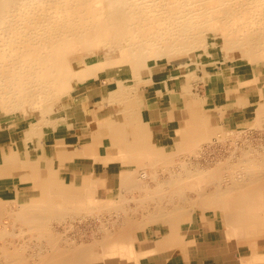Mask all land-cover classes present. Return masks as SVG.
Listing matches in <instances>:
<instances>
[{
	"label": "bare ground",
	"instance_id": "6f19581e",
	"mask_svg": "<svg viewBox=\"0 0 264 264\" xmlns=\"http://www.w3.org/2000/svg\"><path fill=\"white\" fill-rule=\"evenodd\" d=\"M117 21L119 24L115 26ZM212 21L230 28L233 44L243 47L247 62L255 64L264 61V0H0V105L8 110H42L41 104L61 99L69 84L96 78L106 69L129 64L137 77L140 62L161 60L184 50H196L201 54V36ZM121 23L132 25L134 34L115 38L111 42L114 34L119 33ZM94 49L102 50L103 59L86 62L78 70L71 66L68 55ZM126 88L121 84L115 94L125 97L130 92ZM259 109L263 110L261 120L264 119V108ZM191 114L194 112L188 111L186 120L191 119ZM196 117L199 122L191 128L187 125L189 133L185 130L183 140L171 154L149 150L147 154L150 157L145 161L168 163L175 154L184 151L183 146L190 136L192 143L195 134L200 137L215 129L210 126L209 118ZM236 150H240L241 154H237ZM229 152L231 159H226L221 167L216 166L209 173L206 172L208 170L202 172L203 177L206 173L209 175V183L215 188L198 191L197 199L189 195L194 188L188 173H172L170 178L158 182V188H147L145 191L146 182L135 176L137 172L127 170L121 173L120 189L111 198L94 197V183L86 187L84 195H80L78 190L67 189L64 192L55 188L52 205H33L31 201L23 202L17 197L11 200L0 198V220L6 216L22 217L33 231L43 234L47 243L32 255H26L22 248L12 243L0 245V264L95 263L101 261L99 254L104 257L103 248H109L110 251L104 252L108 257L137 259L142 255L133 250V244L142 232L165 224L169 230L165 239L173 241L181 229L180 225L190 224L189 209L195 206L220 210L227 224L233 230H240L242 235L248 232L258 234L264 230V144L237 145ZM129 189L146 192V198L141 200L143 211L147 210L146 202L152 206L140 220L130 218L129 213L133 210L123 206V192ZM89 202L93 203L92 207ZM12 205L18 206V209L12 211ZM86 210L97 217L110 211L120 214L122 210L125 214L120 215H126L127 219L124 223L116 220L110 228H102L104 234L94 232V240L87 242L69 238L63 233H49L46 221L36 220L34 214L64 216L81 214ZM244 220L248 224L243 225ZM1 231L4 234L1 232L0 238L9 235ZM237 236L240 234L237 233Z\"/></svg>",
	"mask_w": 264,
	"mask_h": 264
},
{
	"label": "crops",
	"instance_id": "0c3cea01",
	"mask_svg": "<svg viewBox=\"0 0 264 264\" xmlns=\"http://www.w3.org/2000/svg\"><path fill=\"white\" fill-rule=\"evenodd\" d=\"M180 67L152 66L137 77L106 69L96 78L74 81L72 93L54 109L0 116V198H49L55 188L65 192L64 185L86 189L91 183L95 194L109 198L121 173L138 167L143 154L174 151L190 121L182 75L176 74ZM242 67L233 68L239 71L234 78L239 91L218 90L223 101L202 115L220 127L245 126L264 108L263 75ZM121 84L130 90L127 97L115 94ZM189 111L191 119L198 115ZM223 220L194 216L173 241L165 239L167 228L146 230L137 244L142 256L109 264H264V235L243 236Z\"/></svg>",
	"mask_w": 264,
	"mask_h": 264
},
{
	"label": "rangeland",
	"instance_id": "374dc122",
	"mask_svg": "<svg viewBox=\"0 0 264 264\" xmlns=\"http://www.w3.org/2000/svg\"><path fill=\"white\" fill-rule=\"evenodd\" d=\"M6 20H8V18ZM118 24H119L118 21L115 22V26H117ZM207 27L208 28L205 30L204 34L201 36V46H202L201 48L202 50L200 51L201 54H199V52L196 50L195 51L184 50L179 53L170 55L161 60H157V61L149 60L146 62H140L138 65L140 70L144 68L152 67V66L161 67V68H172L175 66L177 67L181 66L176 72V74L182 75V79H180V83H182L183 86L181 87L180 90L185 98V105H184V107L186 106L185 111L186 110L189 111V109L190 110L193 109L195 113L197 112L199 117H202L203 114L210 115L209 108L211 106L213 107L214 105H216V103H220L221 101H223L224 99L223 96H225V94L222 95L221 97V94H219L218 90L219 91L221 90L220 92H223L224 90H226L227 94H230L228 92L229 91L231 92L232 89L233 91L235 89H237L235 91H239L240 87L238 86H240V84L236 83L234 79L236 74L239 73L238 70L233 69L236 66H239V65L244 66L242 67V70L252 71L257 74H262L264 78V61L255 63V64H251L247 62V60L245 59V51L243 47L240 45L237 46L233 44V36L231 34L229 27L221 26L217 21L209 22ZM119 29H120L119 33L114 34L111 42H114L115 38H118L121 36L122 38H124L126 36H130L131 34H134L135 32V28L132 25L126 26V25H122V23ZM205 47H207V49H205ZM67 57H68V60L70 61L71 66L78 70L80 67L85 66L84 64L86 62L98 61V60L103 59V52L101 49H94V50H91V52L72 54V55H68ZM109 69L114 70L116 72H121L122 74H126L130 71H133V68L129 64H125L122 66H117V67H113ZM72 88H73V83L67 86V89L65 93L61 96V99L59 100L51 99L41 104L40 108L42 107L41 109L45 111L48 108L54 109L55 107L59 106L60 103L70 95ZM197 98L199 100H197ZM232 98L233 97L229 99H232ZM42 110H36V109H28L27 111L8 110L6 108L3 109L2 106L0 105V116L13 118L15 116L19 117L23 115H36L40 112H43ZM261 112H263V110L261 111V109H258L255 114V119L240 128H225L222 126L220 127L216 125L214 120L213 121L211 120L210 116H208L209 121L208 120L207 121L209 122L210 126L212 125L215 129L213 128L214 130L212 131L208 130L207 132H205V134H203L200 137L197 136L198 134H195V136L192 137L193 138L192 143H190V138H191L190 136L188 142H186V144H184L183 146L184 151H181L179 154H175L168 163L159 164V162H157L154 164L152 161H149V162L148 160L145 161V159L149 158L150 156L148 154H143L141 156L142 159H140L141 161L139 163H136L137 165L139 164L138 167L134 169H129L128 171L130 172L133 171L131 173L137 172L135 176L139 177L141 181L146 182L144 184L146 186V189H144L145 191H147V188L149 190L158 188L159 187L158 182H161L162 180L170 178L172 176V173L174 174H179L182 172H183L182 174L188 173L191 176V178L189 179V182L192 184L191 187L194 188L191 191L192 194L189 193V195H191L192 199H197L198 191L207 190V189L211 190L215 188V185L209 183V175L207 173L204 174V176L206 177L205 178L202 176L203 175L202 172L208 170L206 172L209 173L210 169L216 166L221 167V165L226 162V159L227 160L231 159L230 157L232 156L230 154L231 152L229 151L234 150L237 145H239L240 147H243V146H246L247 144H252L255 146H258L259 144H264V119L260 120V116L262 115ZM196 116L190 119L189 122L187 121L188 124L186 123V128H185L186 133H189V127L187 125H190V128H191L194 123L199 122L198 121L199 119H197ZM236 151H237V154L239 155L241 154L240 150H236ZM172 152H167V153L169 155ZM179 160L180 161L183 160V161L177 162ZM141 164H143V166H140ZM184 167L186 168L184 169ZM182 169L184 170L182 171ZM142 173H144V175H141ZM64 187L68 189L78 190V193L80 195H84L86 192V190L82 189V187H73V186H66V185H64ZM119 187H120V183L118 184L117 189ZM145 193L146 192H144L142 189L140 190L138 189L130 190L129 189L123 192V196H125L124 202L122 201L124 208L133 210V212L129 213L130 218L134 220H140L142 218L143 213H147L148 209H152L151 204L150 203L148 204L147 202H146L147 210L143 211L141 209L142 204H143L141 203V200L142 198H146V196H144ZM97 195L98 194L96 193L93 196L97 198H105V196L101 193H100L101 196L100 195L97 196ZM164 195L166 196L167 194L164 193ZM112 196H113V193L109 197L111 198ZM52 197L51 196H49V198L34 197L33 200L25 199L23 196H21L20 198L23 200V202L31 201L33 205H35L34 203L36 204L45 203L48 205L49 204L52 205L53 200H54V198ZM122 202H120L119 204H121ZM92 204L93 203L89 202L88 205L92 207L93 206ZM15 206L16 205L11 206L12 211L18 209V206L17 207ZM194 208L191 207L189 209L190 211L188 215L190 216L189 223H191L192 217L194 216L200 217V216H203L204 214L205 215L211 214V215L218 216L220 220L225 219L223 212H221L220 210L213 211V210H209L205 208H200L198 206H195ZM87 210L86 212L81 213V214L80 213L79 214L70 213L69 215H64V216H58V215L42 216L41 214L39 213L37 214L36 212L34 214H35L36 220L40 219V220L46 221L47 227H48L47 229L49 230V233L55 232L54 234H57V235L58 234L60 235L61 233H63L64 235L69 236V238L74 237L75 239L78 238L79 241L83 240L87 242L89 241L91 242L94 240V236H95L94 232H96V234L99 233L98 235H101L99 231H101L102 228L104 227L110 228L109 226L113 225L116 222V220H120L121 223H124L125 219H127L126 215H120L121 213L125 214L122 210L119 211L120 214H117V212L115 211H112V212L110 211L108 213L101 215V217L100 216L97 217V215L95 214L91 215L88 213L89 211ZM0 221H1L0 222V233L2 232L1 230L9 233V235L5 233L6 234L5 236L3 235L4 233L2 232L3 234L1 235L3 236L0 238V245H6V243L7 244L12 243L13 246L22 248V251L26 255L27 254L32 255L33 253L36 252V250L39 249L40 246H43V244L47 245L46 241L43 239V234L38 233L35 230L33 231L31 227L29 226V224L26 221H24L22 217L20 218V217L6 216ZM3 225L4 226L7 225L5 229L3 228L4 227ZM10 225H12V227ZM188 225L189 224L187 222V224L180 225L181 226L180 228L183 229L184 227ZM160 228L168 229V226L165 224L158 225L154 228H151V230H158ZM148 230L150 229H147V231ZM13 231H16V233ZM10 232L15 233V234H11ZM23 232L24 234H21ZM13 235L16 237H13ZM250 235L263 236L264 230H262L258 234H254L250 232L245 233V236L247 237ZM3 237L7 239L5 240L3 239ZM140 238L139 240L137 239L133 244V250L136 252L139 251L137 247L139 245V242L142 241L140 240ZM108 250L109 248H106V249L103 248V250H101V252H103L102 256L104 257H101V254H99L98 257H99V260L101 261L95 262L96 264H104V263L109 264V263H115V262H121V261L131 262L132 260L136 259L134 257L131 258L128 256L127 257H120V256L119 257L118 256L108 257V255L104 253V252H107ZM106 256L108 258H106ZM95 263H87V264H95Z\"/></svg>",
	"mask_w": 264,
	"mask_h": 264
}]
</instances>
